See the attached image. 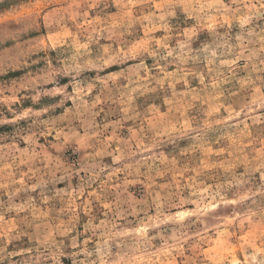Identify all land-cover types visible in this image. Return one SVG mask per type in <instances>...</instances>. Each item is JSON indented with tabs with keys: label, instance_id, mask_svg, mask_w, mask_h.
<instances>
[{
	"label": "rangeland",
	"instance_id": "374dc122",
	"mask_svg": "<svg viewBox=\"0 0 264 264\" xmlns=\"http://www.w3.org/2000/svg\"><path fill=\"white\" fill-rule=\"evenodd\" d=\"M238 3L193 0L187 8L183 3L161 7L165 0H89L87 19L80 16L46 32L41 45L68 46L70 55L85 47L90 58L110 48L126 53L127 58L106 57L121 67L105 74L123 71L141 83L147 77L146 87L132 86L137 110L156 108L163 115L171 105L186 134L144 151L136 150L137 143L147 142L137 139L134 154L124 155L114 174L105 167L107 183L82 188L83 173L60 180L41 167L57 152L43 136L30 148L27 137L14 139L12 126L0 125V156L15 145L18 166L11 156L0 158V201L6 206L11 192L21 185L28 189L11 197L20 211L4 215L8 226L25 215L35 220L33 230L46 222L55 244L68 246V251L60 247L59 264H73V239L83 259L85 250L104 251L105 241L114 252L134 233H142L145 243L131 264H258L264 257V15L249 18ZM245 3L258 9L264 0ZM23 8L20 0H4L0 18L15 17ZM153 96L155 103L141 107L144 97ZM8 107L0 98V111L11 119ZM15 107L39 111L47 102ZM98 123L109 129L103 137L109 160L116 159L124 141L138 136V121H120L124 131L115 133V121L103 113ZM58 131L47 137L53 145ZM70 221L74 226L65 237Z\"/></svg>",
	"mask_w": 264,
	"mask_h": 264
},
{
	"label": "clouds",
	"instance_id": "9594fccd",
	"mask_svg": "<svg viewBox=\"0 0 264 264\" xmlns=\"http://www.w3.org/2000/svg\"><path fill=\"white\" fill-rule=\"evenodd\" d=\"M3 2L4 0H0V5ZM20 3L24 8L19 15L0 18V98H3L4 103L9 106L8 112L12 114V118L8 119L0 111V125H11L14 139L27 137L30 148H35V141L41 136L45 143L54 147L57 150L56 156L47 158L46 163L41 166L52 177L63 180L83 173L80 178L82 188L91 187L97 182L103 185L107 183V179H111L103 178L105 167L113 170L114 174L123 156L134 154L132 142L137 139L146 141L145 144L137 143L136 150L144 151L172 143L186 134L179 123V110H174L171 105L163 115L156 108L137 110L131 98L135 91L132 86L146 87L147 77L143 78L145 83H141L139 77L134 81L127 72L105 74L113 67H121L106 57L115 54L117 57L127 58L126 53L110 48L105 53H98L90 58L87 47L70 55L71 49L68 46L50 48L41 45L40 38L46 32L72 25L80 16L87 19L84 11L90 6L89 0H20ZM175 3H183L187 8L193 6V0H165L161 7H173ZM237 7L239 12L249 18L264 15V4L255 9L245 3V0H239ZM167 14L174 15L171 11ZM84 35L81 32V36ZM119 77L126 78L128 85ZM94 90L97 92L95 98L90 95ZM29 100L34 107L42 102H47V107H41L39 111H34L33 107L18 111L15 107ZM157 100L158 96L144 97L141 107ZM105 107L108 109L107 113L103 112ZM101 113L105 119L115 121L111 129L113 133L117 128L124 131L120 121L139 122L138 136L129 137L128 141L122 143V150L116 159H107L108 142L103 137L109 129L98 123ZM21 122H24L23 126ZM57 128L59 131L53 145L47 137ZM9 156L13 167H18L15 145H8L0 158L7 159ZM100 157H105L103 164ZM20 162H27L31 167L30 161ZM260 167L264 168V162H261ZM40 171L37 169L35 174ZM58 172L61 175L56 177ZM8 181L10 187H16L11 177H8ZM18 191L27 192V185H21L11 192L6 206L5 202L0 201V226L4 227V231L0 232V264H59V257L64 254L59 249L63 247L68 251V246L55 244L46 222L35 225L33 230L35 220L29 219L27 215L17 216L16 222L10 227L4 221L5 214L11 213L13 209L20 211L11 200ZM73 226L71 221L65 226V237ZM113 236H109V239ZM144 243L143 234L134 233L127 241L120 240L119 244L123 247L117 246L112 253L108 251L105 241L101 245L104 251L101 252L100 247H97L94 255L92 251L85 250L83 259H80L76 240L73 239L74 251L70 252V258L73 264H131V258L143 249ZM258 264H264V257Z\"/></svg>",
	"mask_w": 264,
	"mask_h": 264
}]
</instances>
